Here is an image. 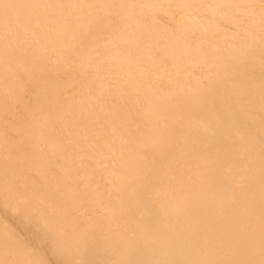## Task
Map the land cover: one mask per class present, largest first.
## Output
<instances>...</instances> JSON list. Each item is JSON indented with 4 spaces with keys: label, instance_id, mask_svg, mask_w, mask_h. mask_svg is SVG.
I'll use <instances>...</instances> for the list:
<instances>
[{
    "label": "bare ground",
    "instance_id": "bare-ground-1",
    "mask_svg": "<svg viewBox=\"0 0 264 264\" xmlns=\"http://www.w3.org/2000/svg\"><path fill=\"white\" fill-rule=\"evenodd\" d=\"M0 264H264V0H0Z\"/></svg>",
    "mask_w": 264,
    "mask_h": 264
}]
</instances>
